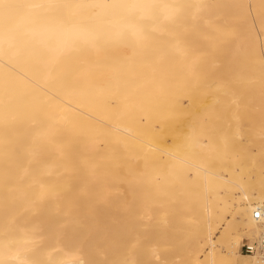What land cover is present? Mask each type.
<instances>
[{
    "label": "bare ground",
    "instance_id": "obj_1",
    "mask_svg": "<svg viewBox=\"0 0 264 264\" xmlns=\"http://www.w3.org/2000/svg\"><path fill=\"white\" fill-rule=\"evenodd\" d=\"M264 0H0V264H264Z\"/></svg>",
    "mask_w": 264,
    "mask_h": 264
},
{
    "label": "built area",
    "instance_id": "obj_2",
    "mask_svg": "<svg viewBox=\"0 0 264 264\" xmlns=\"http://www.w3.org/2000/svg\"><path fill=\"white\" fill-rule=\"evenodd\" d=\"M264 215L262 210H255L253 213L254 219L258 220ZM261 236L254 242L244 243L240 246V252L245 254H255L260 259L264 260V227H262Z\"/></svg>",
    "mask_w": 264,
    "mask_h": 264
},
{
    "label": "rangeland",
    "instance_id": "obj_3",
    "mask_svg": "<svg viewBox=\"0 0 264 264\" xmlns=\"http://www.w3.org/2000/svg\"><path fill=\"white\" fill-rule=\"evenodd\" d=\"M244 243H248V242H244ZM244 243H243V244H244ZM242 254H245V253H242Z\"/></svg>",
    "mask_w": 264,
    "mask_h": 264
}]
</instances>
